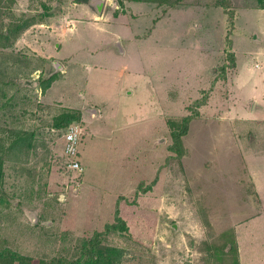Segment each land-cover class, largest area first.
Returning <instances> with one entry per match:
<instances>
[{"label":"rangeland","instance_id":"1","mask_svg":"<svg viewBox=\"0 0 264 264\" xmlns=\"http://www.w3.org/2000/svg\"><path fill=\"white\" fill-rule=\"evenodd\" d=\"M262 3L180 0L181 39L140 53L112 44V4L0 0V31L32 22L0 46V136L35 131L5 155L0 249L70 262L98 237L120 264H264V223H240L259 206L246 157L264 142ZM65 108L82 114V169L53 124ZM118 216L127 230L108 229Z\"/></svg>","mask_w":264,"mask_h":264},{"label":"crops","instance_id":"2","mask_svg":"<svg viewBox=\"0 0 264 264\" xmlns=\"http://www.w3.org/2000/svg\"><path fill=\"white\" fill-rule=\"evenodd\" d=\"M79 1L84 6L95 5L96 9H98V11L100 12H102L101 9H103V7L106 8L108 4H112L114 6V12L118 16H115L113 21L109 22V25L105 26V28L109 27L111 29V34L113 35L112 44L115 45L118 42L123 52H125L127 48L129 49L130 45H132L136 50H139L140 53H143V49H140L142 48V44L152 43L153 45L157 44L159 47L161 46V48H164V44H173L177 37L181 39V37L177 33V29L180 27L178 18L174 16L177 12L178 6H180V4H177L178 2H180V0H174L173 2L172 0ZM121 1H123V3ZM99 3H101L100 8L98 7ZM197 3H200V1H198ZM176 5L178 6L176 7ZM191 6L192 12L197 15L200 20L206 18V10L201 8L205 5L191 4ZM120 10L123 13H120ZM102 16H105L104 11ZM224 24V26L226 27L227 23L225 22ZM198 37L201 36L196 35L195 38ZM163 40H165L166 42H163ZM121 41L127 46H122ZM167 41H170V43H167ZM91 49H89V51H94V48ZM157 53H159V51L154 52V54ZM253 109L254 111H258L256 106ZM254 114L257 116L256 112ZM263 118L264 117H261L259 119ZM121 126L124 127L126 125ZM263 134L261 133V135ZM258 139V143L250 150L249 156L246 157V162L252 181L253 193H251V197L255 199L256 203L259 204V206L251 216L243 218L244 220L240 222L243 224L247 221H252V227L256 230H259V227H261L262 223H264V142L260 141L261 138ZM251 145H254V142L251 143ZM236 232L238 238L237 229ZM256 233L258 236L264 235V233H261V231H256ZM238 245H240L239 239ZM241 264H243V262H241Z\"/></svg>","mask_w":264,"mask_h":264},{"label":"trees","instance_id":"3","mask_svg":"<svg viewBox=\"0 0 264 264\" xmlns=\"http://www.w3.org/2000/svg\"><path fill=\"white\" fill-rule=\"evenodd\" d=\"M263 1V0H262ZM123 3V1H121ZM221 4V3H220ZM264 7V4H261ZM32 22L25 19V21L18 22L15 24L13 29L2 32L0 31V46H8L11 44L15 37L25 30ZM18 35V36H19ZM56 79V73L51 74L43 80V89L51 86L52 82ZM81 111L74 108H65L54 118V125L60 129L66 128L71 124L76 122V120L81 119ZM188 119V117H186ZM187 126L180 132H174L175 140L177 142L182 141V135L187 131ZM11 133L7 137L0 136V190L4 181V161L7 152L12 151L16 148L31 147L33 145V140L35 139V131H28L27 129H10ZM2 200L0 193V202ZM122 229L127 230L128 226L124 219L118 216L116 222L108 224V229ZM101 232V231H100ZM96 233L100 235L101 233ZM236 240V239H235ZM83 246L86 252L80 255L76 259L66 262L58 260L56 263H49L48 261L42 260L39 264H120L121 257L124 252L123 248L117 245H111L100 242L98 237L86 238L83 241ZM17 261L18 264H34L33 257L30 255H25L17 251H12L10 249H0V264H14Z\"/></svg>","mask_w":264,"mask_h":264},{"label":"built area","instance_id":"4","mask_svg":"<svg viewBox=\"0 0 264 264\" xmlns=\"http://www.w3.org/2000/svg\"><path fill=\"white\" fill-rule=\"evenodd\" d=\"M82 128L76 122L71 123L64 131L65 144L64 149L71 160L69 166L74 169H82V163L77 159L79 151V143L81 139Z\"/></svg>","mask_w":264,"mask_h":264},{"label":"water","instance_id":"5","mask_svg":"<svg viewBox=\"0 0 264 264\" xmlns=\"http://www.w3.org/2000/svg\"><path fill=\"white\" fill-rule=\"evenodd\" d=\"M98 7L100 8L101 7V3L98 4ZM257 36V35H256Z\"/></svg>","mask_w":264,"mask_h":264}]
</instances>
